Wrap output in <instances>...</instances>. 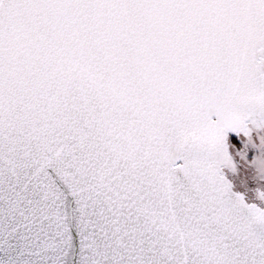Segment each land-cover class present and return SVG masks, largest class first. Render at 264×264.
<instances>
[{"label":"snow or ice","instance_id":"1","mask_svg":"<svg viewBox=\"0 0 264 264\" xmlns=\"http://www.w3.org/2000/svg\"><path fill=\"white\" fill-rule=\"evenodd\" d=\"M0 264H264V0H0Z\"/></svg>","mask_w":264,"mask_h":264}]
</instances>
